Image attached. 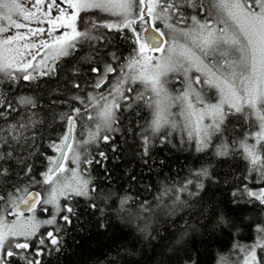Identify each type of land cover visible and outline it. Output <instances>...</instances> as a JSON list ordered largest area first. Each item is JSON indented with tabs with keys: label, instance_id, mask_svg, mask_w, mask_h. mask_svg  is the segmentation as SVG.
<instances>
[{
	"label": "snow or ice",
	"instance_id": "snow-or-ice-1",
	"mask_svg": "<svg viewBox=\"0 0 264 264\" xmlns=\"http://www.w3.org/2000/svg\"><path fill=\"white\" fill-rule=\"evenodd\" d=\"M188 147L200 166L173 174ZM114 224L106 264H202L229 236L215 264H264V0H0V264Z\"/></svg>",
	"mask_w": 264,
	"mask_h": 264
},
{
	"label": "trees",
	"instance_id": "trees-1",
	"mask_svg": "<svg viewBox=\"0 0 264 264\" xmlns=\"http://www.w3.org/2000/svg\"><path fill=\"white\" fill-rule=\"evenodd\" d=\"M89 16H92V13L88 14ZM162 27V25H161ZM114 50L117 51V53H122L125 56L127 55V45H125L123 42H120L118 45H113ZM37 84L40 85L39 88H37ZM47 81H36L31 84L29 82L20 81L13 93V95L16 94H22V95H36V96H43L44 93L47 91L46 87ZM45 99H48V97H44ZM143 114L145 115V118H148V110L143 109ZM125 116H128V120L124 121V128L127 129L129 127V121L130 120H139L138 116L130 115L129 113H125ZM251 123L253 125L252 131H257L259 128V122L257 121L256 117L253 116L251 118ZM79 132V129H77ZM87 127L84 129V134H87ZM118 139H122L121 137H118ZM129 142L131 143V138L129 136ZM107 146L101 144V148H106ZM110 151V149H109ZM165 156H168L169 159L172 160V171L173 174H175L177 169H182L184 173H187L188 169L191 167H199L200 164L195 163L197 160V154L191 149V147L186 148L183 151H176L173 150L171 153H164ZM178 157V159H177ZM187 157V159H185ZM205 161H201L200 163H204ZM128 161H124L123 164H121L120 168L116 170V176H123V168L124 164H127ZM222 172H232L237 174L238 176H242L246 171V163L239 158L229 160L227 163L224 164L222 169H218ZM101 169L99 167L96 168V172H100ZM138 171V169H137ZM101 179H103L101 177ZM115 179V177H114ZM121 182H123V179H121ZM252 187H255V185H250ZM210 193H215V198L220 199L221 197H224L227 199L230 196V190H226L224 187H221L218 191L216 186L213 185L209 188ZM249 216L255 217L257 214L254 212L247 213ZM41 217H44L42 214ZM9 218V217H8ZM246 223H248L246 221ZM47 230H51L49 227H42L40 232H44ZM114 233L116 236H119V225L114 224L112 228H110L108 231H103L100 229H96L94 231H91L86 234H75L74 239H69L67 241V244L62 252L59 254L53 253L50 256H43L39 257L43 261V264H106V260L110 259L113 255V253H109L108 246L112 244L114 239ZM256 236V233L254 231L253 227H245L242 228L239 240L241 243L248 242L250 243L252 240H254ZM78 240L79 243H76L75 241ZM232 237H224L221 240L217 241L212 247L208 249L207 252H203V248H201V251L203 252V255L201 256L202 264H215V261L217 259V253L220 250H228L231 247V244L233 243ZM149 255L151 253L149 252ZM102 257L104 259H102ZM147 258V257H146ZM138 259V257H137ZM160 260V257L157 256L156 260L152 262V264H158ZM242 261L243 260V254H234L230 257V261Z\"/></svg>",
	"mask_w": 264,
	"mask_h": 264
},
{
	"label": "rangeland",
	"instance_id": "rangeland-1",
	"mask_svg": "<svg viewBox=\"0 0 264 264\" xmlns=\"http://www.w3.org/2000/svg\"><path fill=\"white\" fill-rule=\"evenodd\" d=\"M21 3H23V0H21ZM42 26H45L46 27V25H42ZM63 31V30H62ZM155 55H159V53H156ZM213 96L215 97V93H214V91H213ZM259 130V128L257 129V131ZM27 215H31L30 213L29 214H27ZM39 215H41V214H39ZM43 215V214H42ZM41 218H46V217H41ZM8 219H13V217H9ZM46 227H49V226H46ZM42 228V227H41ZM41 228H40V230H41ZM241 264H242V261H241Z\"/></svg>",
	"mask_w": 264,
	"mask_h": 264
},
{
	"label": "water",
	"instance_id": "water-1",
	"mask_svg": "<svg viewBox=\"0 0 264 264\" xmlns=\"http://www.w3.org/2000/svg\"><path fill=\"white\" fill-rule=\"evenodd\" d=\"M29 214V213H26V215Z\"/></svg>",
	"mask_w": 264,
	"mask_h": 264
}]
</instances>
